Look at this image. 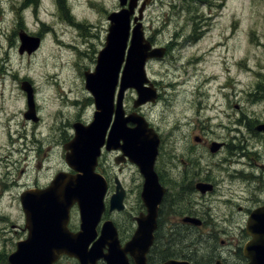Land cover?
I'll use <instances>...</instances> for the list:
<instances>
[{
	"label": "flooded vegetation",
	"instance_id": "1",
	"mask_svg": "<svg viewBox=\"0 0 264 264\" xmlns=\"http://www.w3.org/2000/svg\"><path fill=\"white\" fill-rule=\"evenodd\" d=\"M205 16L203 10L195 19L202 21ZM43 34L42 29L21 30L19 51L37 53L46 38ZM149 39L154 47H159L154 39ZM191 39H184V44L192 43ZM24 41H27L26 44ZM36 42L38 46L29 51L28 48H33ZM161 47L166 48L164 57L149 60L146 68L148 63L166 59L173 48L170 45ZM3 69L1 67L0 71ZM7 75L13 79L7 72L3 77ZM3 77L0 75V78ZM148 79L145 85L154 92L153 100L137 105L139 95L135 88H129L124 93L121 114L124 131L120 132L117 126L120 115L117 111L119 83L115 88L114 106L109 108L107 127L104 132L97 130L98 143H102L95 165L99 177L96 187L104 190V207L95 228L94 240L102 235L103 226L107 223L111 226L109 238L117 239L123 248L135 235L139 220H143L156 224L153 243L146 255L148 264H163L171 259L188 260L193 264H246L247 259L242 251L249 239L246 225L251 213L264 205V132L257 128L264 121L252 125L246 122L244 110L239 116L232 117L228 109L212 102L205 107V112L197 109V106L180 110L174 126L166 130L155 124L150 114L151 107L165 100V87L158 80L150 78L149 73ZM37 81L36 88L30 82L28 89H25L26 110L23 112L25 122L30 123L32 126L29 128L33 130L29 131L25 122L18 121L15 107L6 112L4 119L0 118V202L6 192L18 185V193L11 201V206L17 203L22 215L20 223L0 215V233L4 236L13 233L11 237H16L17 241L27 239L30 233L22 194L29 189L39 191L53 184H56L60 193V187L64 188L71 178L83 174V171L69 165L67 155L72 153L76 126L90 125L98 109L93 93L86 87V81L84 89L87 91L84 93L74 90L75 87L71 88L78 83L70 76L57 81L46 71L37 77ZM65 87L70 88L66 90ZM13 88L14 85H11L9 90ZM37 92H42V98L38 99ZM219 93L222 91L219 90ZM6 97L10 105H18L15 97ZM236 107L242 109L241 106ZM42 125L48 131L47 134L38 130ZM242 125L245 129L253 128L248 132V138ZM136 130L143 151L142 167L145 172L130 156V134L134 135ZM26 133L31 135L32 142L29 146L24 145V152L31 151L37 175L36 182L21 187L23 184L19 179L26 172L22 168L18 171V154L23 155L22 139L26 138ZM168 144L171 146L170 153L166 150ZM152 147L155 151L153 161ZM56 161L59 167L52 169ZM127 169L132 173L126 177ZM59 177L62 178L59 180ZM159 196L160 201L155 208L152 200ZM80 223L81 207L75 201L69 208V219L62 229L68 234L75 233L79 231ZM162 239L169 241L170 245L174 242L176 246L180 244L178 242L184 241V253L165 254V249L158 252L156 246ZM189 239L190 243L186 242ZM199 248L202 254L194 259L193 256L200 254ZM107 250L108 245L104 252ZM232 255L238 256L234 259ZM125 256L128 264H136L130 252L125 253ZM72 261L80 264L77 258L61 254L54 264H71ZM95 264L107 263L101 258ZM120 264H126L124 255L120 258Z\"/></svg>",
	"mask_w": 264,
	"mask_h": 264
},
{
	"label": "rangeland",
	"instance_id": "2",
	"mask_svg": "<svg viewBox=\"0 0 264 264\" xmlns=\"http://www.w3.org/2000/svg\"><path fill=\"white\" fill-rule=\"evenodd\" d=\"M118 8L120 0H0V68H4L0 75L3 77L7 72L14 79L8 75L0 78V118L4 119L6 112L15 107L18 121H26L23 112L27 92L21 84L25 80L36 88L37 77L46 71L57 81L70 76L78 83L71 88L87 91L85 72L95 69L98 52L105 46L108 35L107 16ZM203 10L204 20L195 19ZM142 22L145 34L157 45L173 47L166 59L147 65L150 78L165 87V100L150 108L155 124L170 130L180 110L197 106L205 112L212 102L228 109L232 117L244 110L246 122L252 125L264 121V0H149ZM32 29L44 30L45 41L37 53L25 50L21 53L19 32ZM186 38H192V43L184 44ZM11 85L13 90H9ZM42 92H37L38 99L42 98ZM7 95L15 97L18 105H10ZM217 97L219 100H215ZM26 126L32 125L26 123ZM43 126L38 130L47 134ZM241 128L248 138L253 128L245 129L244 125ZM31 142V135L26 133L22 139L23 155L18 154V171L22 168L26 172L19 179L21 187L36 182L32 153L24 152V145ZM170 149L166 145L168 153ZM58 167L56 161L51 168ZM125 173L127 177L132 171L127 169ZM17 193L18 185L4 194L0 215L20 223L18 204L11 206ZM11 236L13 233L6 236L0 233V251L4 248L8 254L15 250L17 238ZM178 243L170 245L162 239L156 250L181 255L186 244ZM199 251L194 259L201 256L200 248Z\"/></svg>",
	"mask_w": 264,
	"mask_h": 264
},
{
	"label": "water",
	"instance_id": "3",
	"mask_svg": "<svg viewBox=\"0 0 264 264\" xmlns=\"http://www.w3.org/2000/svg\"><path fill=\"white\" fill-rule=\"evenodd\" d=\"M148 1L142 2L138 15H134L138 0H130L129 3L128 0H120L123 8L110 13L109 32L105 46L99 52L95 70L85 72L86 87L93 93L98 109L90 125L76 126L72 153L67 155L69 165L83 171V174L71 178L70 183L64 188L60 187L62 188L60 193L56 184H53L46 189L39 191L29 189L22 194L26 225L30 233L27 239L17 241L16 249L8 255L9 264H54L61 254L77 258L80 264H95L101 258L107 264H120V258L124 255V260L128 264L125 256L127 252L134 257L136 264H148L146 255L153 243L155 222L139 220L135 235L123 248L117 239L109 238L111 226L107 223L103 226L102 235L94 240L95 228L104 207V190L96 187V179L99 177L95 172V165L99 145L102 143L101 141L98 143L97 130L104 132L107 127L109 108L114 106L113 99L118 83L117 111L120 115L117 118V126L120 132L124 131L122 101L128 88H135L138 91L137 105L154 99V92L145 85L149 82L146 62L153 57H163L166 52L164 47H153L145 36L142 19ZM132 22L135 23L133 27ZM24 42L26 44L27 41ZM37 46L36 42L33 48L28 50L31 51ZM28 87L29 85L23 83V88L27 90ZM257 128L264 132V124L258 125ZM138 137L137 130L134 135L130 134L129 143L132 150L130 156L145 172L142 167L143 151ZM153 148L151 161L155 155ZM61 178L59 177V180ZM75 201H78L81 207V228L76 233L68 234L62 229V225L67 223L69 208ZM159 201L160 196L152 200L155 208ZM113 202L114 199L112 204ZM152 218L153 214L150 215V219ZM246 231L250 236L243 246V254L248 259L246 264H264V205L251 213ZM106 245L108 250L104 252ZM163 264L193 263L188 260L171 259Z\"/></svg>",
	"mask_w": 264,
	"mask_h": 264
},
{
	"label": "trees",
	"instance_id": "4",
	"mask_svg": "<svg viewBox=\"0 0 264 264\" xmlns=\"http://www.w3.org/2000/svg\"><path fill=\"white\" fill-rule=\"evenodd\" d=\"M0 264H8L7 253L4 252V248L2 251H0Z\"/></svg>",
	"mask_w": 264,
	"mask_h": 264
},
{
	"label": "bare ground",
	"instance_id": "5",
	"mask_svg": "<svg viewBox=\"0 0 264 264\" xmlns=\"http://www.w3.org/2000/svg\"><path fill=\"white\" fill-rule=\"evenodd\" d=\"M49 34H51V33H49ZM48 36H49V35H48ZM48 36H47V37H48ZM50 36H51V35H50ZM50 36H49V37H50ZM65 43H66V42H65ZM66 44H67V43H66ZM60 47H61V46H60ZM60 47H59V48H60ZM65 47H66V45H65ZM56 48H57V46H56ZM61 48H62V47H61ZM63 48H64V47H63ZM63 50H64V49H63ZM50 73H51V72H50ZM50 78H51V77H50ZM51 84H52V83H51ZM51 86H53V85H51Z\"/></svg>",
	"mask_w": 264,
	"mask_h": 264
}]
</instances>
